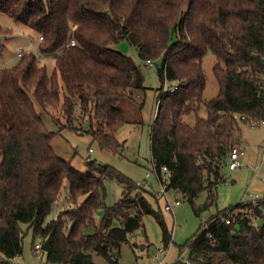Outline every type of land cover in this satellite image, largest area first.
I'll return each instance as SVG.
<instances>
[{
	"label": "trees",
	"instance_id": "16d2710c",
	"mask_svg": "<svg viewBox=\"0 0 264 264\" xmlns=\"http://www.w3.org/2000/svg\"><path fill=\"white\" fill-rule=\"evenodd\" d=\"M0 14L38 39L36 53L23 51L13 67L0 69V264H16L21 255V225L40 244L49 240L46 264H94L91 253L117 264L114 257L143 215L156 220L167 247L161 211L148 201L158 202L153 191L94 161H87L86 173L74 169L52 148L54 133L34 102L60 130L76 124L84 132L86 125L100 149L118 153L116 133L125 119L117 105L127 91L145 89L140 67L116 49L127 42L142 62L158 64L162 83L151 164L167 169L171 192L191 205L206 192L212 204L238 143L236 120L264 121V0H0ZM208 53L218 93L205 101ZM42 57L53 59L50 73ZM191 114L193 125L184 121ZM222 116L229 127L219 123ZM105 178L123 185L111 207L100 195ZM99 208L104 213L96 224ZM259 218L264 198L218 212L184 246L188 264H264ZM88 227L94 231L86 233Z\"/></svg>",
	"mask_w": 264,
	"mask_h": 264
},
{
	"label": "rangeland",
	"instance_id": "374dc122",
	"mask_svg": "<svg viewBox=\"0 0 264 264\" xmlns=\"http://www.w3.org/2000/svg\"><path fill=\"white\" fill-rule=\"evenodd\" d=\"M0 29L11 31L8 35L0 33V69H9L18 62L17 49L36 53L38 39L34 31L23 26H16L4 14H0ZM116 49L131 57L140 67L145 87L143 90H133L131 94L127 91V94L121 98L117 105L125 119V123L116 133L117 141L121 145L118 153L100 149L98 142L86 132V125L82 126L84 132L76 131V124L74 125L75 130L69 128L60 130V126L43 114L35 102L34 107L36 112L41 115L45 127L54 133L50 143L52 148L74 169L86 173L87 161H94L98 165L113 168L117 173L135 182L151 168L150 135L157 99L160 96L158 89L162 83L156 74V68H147L146 62L139 59L136 51L127 42L119 43ZM42 59L41 62L46 65L50 73L54 67L53 59L44 57ZM214 62L215 58L211 53H208L202 62L206 75L203 92L205 101L215 97L218 93V84L212 72ZM166 86L168 87L169 84L167 83ZM200 116L204 117L203 108ZM194 120L193 114L184 117V121L189 125H193ZM62 123H64L63 120ZM219 123L229 127L231 120L228 116H222ZM233 130L238 141L234 147L244 149L245 157L239 169L229 171L226 167L222 171L224 182L217 187L215 202L207 204L208 196L206 192H203L195 200L194 205H191L182 195L171 192V200L179 201L177 205L174 204V214H172L163 209L161 201L156 203L152 198L148 199L154 210L160 209L166 228L170 233V243L164 247L161 241V230L156 220L150 215H143L141 227L128 236V243H123L118 254L114 257L117 264H158L163 256H165L167 264H175L179 258L184 262L187 258L184 246L196 234L200 226L204 225L212 216L239 203L264 198V124L259 123L258 126L253 127L237 119ZM148 182L152 191L155 192L157 190L155 177L150 175ZM122 191L123 185L118 180L105 178L100 195L104 204L111 207L122 198ZM103 213L104 208L97 210L94 216L96 224L99 223ZM263 223L264 219L261 218L254 221L256 226ZM21 230L24 233L22 252L19 257L13 260V263L46 264L44 257L40 262L33 255V243L39 242L33 240L31 231H27L26 225H21ZM93 231V227H88L85 230L86 233ZM90 255L94 264H112L95 253Z\"/></svg>",
	"mask_w": 264,
	"mask_h": 264
},
{
	"label": "built area",
	"instance_id": "2783aa9c",
	"mask_svg": "<svg viewBox=\"0 0 264 264\" xmlns=\"http://www.w3.org/2000/svg\"><path fill=\"white\" fill-rule=\"evenodd\" d=\"M39 41H42V37H39ZM31 45V44H30ZM75 42L74 40L70 41V46H74ZM23 54V50L22 49H18L17 51V58H20ZM36 57H38V59H41V57L39 55H36ZM147 64V68H151L153 67V63L150 61L146 62ZM167 90V86L166 84H164V88L162 90V93H164ZM241 120H246V122L250 125V126H256L257 123L254 122L251 119H247L244 116L240 117ZM260 124H264V121H261ZM245 157V151L242 148H238V147H233L231 149V151L229 152V156H228V163H227V168L229 171H234L239 169L242 164H243V159ZM152 165V164H151ZM159 173V174H158ZM257 174V171H256ZM150 175H153L156 179L157 182V190H155L154 196L155 199L157 201H161L163 203V209L166 212L169 213H173V207L174 204L177 205L179 203V201L177 199H175L174 201L171 200L170 198V193L171 191L168 190L167 188V184H168V177H169V172L167 171V169L165 167L161 168L159 171L153 167V165L151 166V169L146 171L144 176L135 181V185L138 186L139 188H144V189H150L152 190V188L149 185L148 179L150 178ZM228 222V221H227ZM33 255L36 259H38L40 262L43 260V250H42V244L40 243H36L33 247ZM181 260V258H179ZM178 259V260H179ZM184 264H188V261L185 260L183 262ZM158 264H165V256H163L160 260Z\"/></svg>",
	"mask_w": 264,
	"mask_h": 264
},
{
	"label": "water",
	"instance_id": "95a60500",
	"mask_svg": "<svg viewBox=\"0 0 264 264\" xmlns=\"http://www.w3.org/2000/svg\"><path fill=\"white\" fill-rule=\"evenodd\" d=\"M154 67L156 68V70L158 69V64H154ZM42 250L44 252H48L49 250V240H46L42 243Z\"/></svg>",
	"mask_w": 264,
	"mask_h": 264
},
{
	"label": "crops",
	"instance_id": "0c3cea01",
	"mask_svg": "<svg viewBox=\"0 0 264 264\" xmlns=\"http://www.w3.org/2000/svg\"><path fill=\"white\" fill-rule=\"evenodd\" d=\"M23 50V49H22ZM17 51H18V49H17ZM24 51V50H23ZM16 54H17V52H16ZM17 57V56H16Z\"/></svg>",
	"mask_w": 264,
	"mask_h": 264
}]
</instances>
